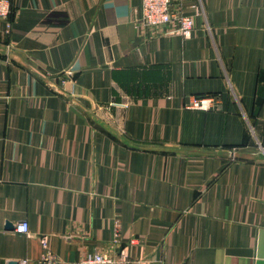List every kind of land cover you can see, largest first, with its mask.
I'll return each instance as SVG.
<instances>
[{
	"label": "crops",
	"instance_id": "crops-1",
	"mask_svg": "<svg viewBox=\"0 0 264 264\" xmlns=\"http://www.w3.org/2000/svg\"><path fill=\"white\" fill-rule=\"evenodd\" d=\"M174 2L189 36L143 0H10L0 264H44L43 238L60 264H264V0Z\"/></svg>",
	"mask_w": 264,
	"mask_h": 264
},
{
	"label": "built area",
	"instance_id": "built-area-1",
	"mask_svg": "<svg viewBox=\"0 0 264 264\" xmlns=\"http://www.w3.org/2000/svg\"><path fill=\"white\" fill-rule=\"evenodd\" d=\"M175 0H143L142 16L140 24L154 29L163 28L167 33L178 32L183 36H189L194 29L193 16L184 11L182 2ZM11 13L10 0H0V17H8ZM10 30L11 25H7ZM218 99L214 95L193 97L187 105L188 108L209 111L217 106ZM15 231L28 234L30 226L28 221L22 220L17 223ZM42 244L46 252L42 258L44 264H60L57 255L49 249L47 238H43ZM26 264V261L24 262ZM70 264H137L122 252L119 256H111L102 252L89 253L78 261Z\"/></svg>",
	"mask_w": 264,
	"mask_h": 264
},
{
	"label": "water",
	"instance_id": "water-1",
	"mask_svg": "<svg viewBox=\"0 0 264 264\" xmlns=\"http://www.w3.org/2000/svg\"><path fill=\"white\" fill-rule=\"evenodd\" d=\"M2 18H5V17H2ZM10 264H18L17 262H11Z\"/></svg>",
	"mask_w": 264,
	"mask_h": 264
}]
</instances>
